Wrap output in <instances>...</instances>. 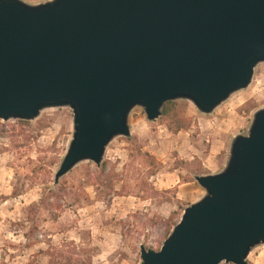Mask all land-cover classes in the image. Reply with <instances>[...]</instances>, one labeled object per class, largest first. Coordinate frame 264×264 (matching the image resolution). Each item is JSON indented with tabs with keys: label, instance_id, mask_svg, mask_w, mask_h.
I'll list each match as a JSON object with an SVG mask.
<instances>
[{
	"label": "water",
	"instance_id": "1",
	"mask_svg": "<svg viewBox=\"0 0 264 264\" xmlns=\"http://www.w3.org/2000/svg\"><path fill=\"white\" fill-rule=\"evenodd\" d=\"M264 64V0H0V121L68 108L74 133L55 185L101 168L110 145L167 103L205 116L248 90ZM189 206L142 264H249L264 246V109L231 145L225 169L195 178Z\"/></svg>",
	"mask_w": 264,
	"mask_h": 264
},
{
	"label": "rangeland",
	"instance_id": "2",
	"mask_svg": "<svg viewBox=\"0 0 264 264\" xmlns=\"http://www.w3.org/2000/svg\"><path fill=\"white\" fill-rule=\"evenodd\" d=\"M175 103L192 121L189 131L174 134L138 108L132 136L110 145L101 168L84 162L58 185L72 110H47L27 124L0 121V264H142L141 246L160 251L174 230L169 221L178 224L205 196L195 178L221 173L233 140L247 136L264 109V64L252 86L213 115ZM248 262L264 264V246Z\"/></svg>",
	"mask_w": 264,
	"mask_h": 264
},
{
	"label": "trees",
	"instance_id": "3",
	"mask_svg": "<svg viewBox=\"0 0 264 264\" xmlns=\"http://www.w3.org/2000/svg\"><path fill=\"white\" fill-rule=\"evenodd\" d=\"M178 103L175 102H170L167 103L164 106V109L162 111L163 113V117H162V122H164L167 127L168 130L173 132L174 134H179L183 131H189L192 128V121L188 118H181L177 115L176 113V109H177ZM255 109V105L253 106L252 103L248 104V110L252 111ZM21 124H27L26 122H20ZM107 166V163L105 164V167ZM169 231L171 232L173 230V228L177 225L174 221V219H172L171 221H169ZM89 262H92V260H90Z\"/></svg>",
	"mask_w": 264,
	"mask_h": 264
}]
</instances>
